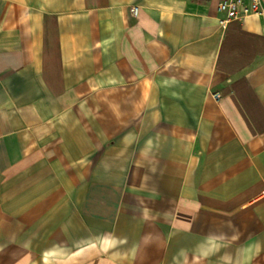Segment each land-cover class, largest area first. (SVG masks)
Returning a JSON list of instances; mask_svg holds the SVG:
<instances>
[{"label": "crops", "instance_id": "crops-1", "mask_svg": "<svg viewBox=\"0 0 264 264\" xmlns=\"http://www.w3.org/2000/svg\"><path fill=\"white\" fill-rule=\"evenodd\" d=\"M218 3L0 0V264H264V11Z\"/></svg>", "mask_w": 264, "mask_h": 264}, {"label": "built area", "instance_id": "built-area-1", "mask_svg": "<svg viewBox=\"0 0 264 264\" xmlns=\"http://www.w3.org/2000/svg\"><path fill=\"white\" fill-rule=\"evenodd\" d=\"M130 10L133 15H137L139 7L134 5ZM217 10L222 14L219 23L223 28H226L232 20H241L250 14L263 12L264 0H219ZM213 96L217 100L221 97L219 93H215Z\"/></svg>", "mask_w": 264, "mask_h": 264}]
</instances>
